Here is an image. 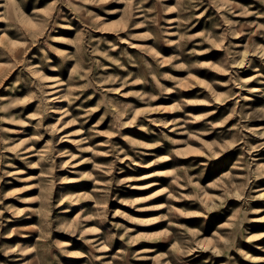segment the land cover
I'll return each instance as SVG.
<instances>
[{
	"label": "rangeland",
	"instance_id": "374dc122",
	"mask_svg": "<svg viewBox=\"0 0 264 264\" xmlns=\"http://www.w3.org/2000/svg\"><path fill=\"white\" fill-rule=\"evenodd\" d=\"M0 264H264V0H0Z\"/></svg>",
	"mask_w": 264,
	"mask_h": 264
},
{
	"label": "bare ground",
	"instance_id": "6f19581e",
	"mask_svg": "<svg viewBox=\"0 0 264 264\" xmlns=\"http://www.w3.org/2000/svg\"><path fill=\"white\" fill-rule=\"evenodd\" d=\"M53 86H54L53 84L47 85V89L51 91V95H54V92L52 91Z\"/></svg>",
	"mask_w": 264,
	"mask_h": 264
}]
</instances>
